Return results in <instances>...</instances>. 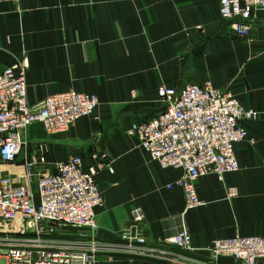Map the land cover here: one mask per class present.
Returning <instances> with one entry per match:
<instances>
[{
	"label": "crops",
	"instance_id": "crops-1",
	"mask_svg": "<svg viewBox=\"0 0 264 264\" xmlns=\"http://www.w3.org/2000/svg\"><path fill=\"white\" fill-rule=\"evenodd\" d=\"M20 62L27 66L30 106L67 90L97 99L93 114L66 132L47 134L41 123L31 124L17 164L0 167L20 174L23 156L39 153L50 168L73 156L85 168L102 165L95 176L102 198L95 229L82 231L114 241L131 208L139 206L150 245L178 251L163 240L187 228L191 242L184 255L193 259L205 258L213 240L264 238V12L239 37L221 19L218 0L1 1L0 72ZM205 80L229 90L259 117L246 124V139L234 147L239 171L222 181L214 174L201 177L196 193L204 204L186 210L183 191L165 188L181 171L151 162L126 130L160 112L158 86L180 89ZM229 188L234 197L226 196ZM78 231L61 229L56 238ZM145 262L99 255L93 264Z\"/></svg>",
	"mask_w": 264,
	"mask_h": 264
},
{
	"label": "built area",
	"instance_id": "built-area-1",
	"mask_svg": "<svg viewBox=\"0 0 264 264\" xmlns=\"http://www.w3.org/2000/svg\"><path fill=\"white\" fill-rule=\"evenodd\" d=\"M218 3L221 19L239 37L247 36L257 14L264 12V0ZM26 69L20 62L0 72V167L17 164L26 151L25 131L31 124L41 123L47 134L66 132L97 106L94 95L74 90L30 106ZM157 94L160 112L126 133L138 138L151 162L181 171L165 188L183 191L186 210L202 206L196 182L208 174L222 181L226 173L239 171L234 147L246 139V124L259 113L244 108L229 90H217L209 80L180 89L160 85ZM22 166L20 174L0 169V264H93L99 255L141 258L144 264H223L225 258L236 264H264V238L259 236L213 240L204 248L205 258L193 259L184 255L191 242L184 228L163 240L178 251L156 248L144 236L145 214L139 206L131 208L116 240H98L82 230L95 229V209L102 205L95 176L102 165L85 168L73 156L50 168L39 153L23 156ZM235 195V189L226 190L228 198ZM67 228L80 231L56 238Z\"/></svg>",
	"mask_w": 264,
	"mask_h": 264
}]
</instances>
